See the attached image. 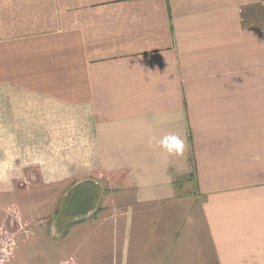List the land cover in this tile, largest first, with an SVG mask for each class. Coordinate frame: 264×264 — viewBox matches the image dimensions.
I'll use <instances>...</instances> for the list:
<instances>
[{
	"label": "crops",
	"instance_id": "crops-1",
	"mask_svg": "<svg viewBox=\"0 0 264 264\" xmlns=\"http://www.w3.org/2000/svg\"><path fill=\"white\" fill-rule=\"evenodd\" d=\"M261 5L0 0V188L103 174L157 205L188 177L205 264H264Z\"/></svg>",
	"mask_w": 264,
	"mask_h": 264
},
{
	"label": "rangeland",
	"instance_id": "rangeland-1",
	"mask_svg": "<svg viewBox=\"0 0 264 264\" xmlns=\"http://www.w3.org/2000/svg\"><path fill=\"white\" fill-rule=\"evenodd\" d=\"M245 15L246 22L253 18V25L264 27V5L248 9ZM81 179L54 185L20 183L7 191L0 188V264H103L108 258L104 251L112 244H117V251L116 256L111 251V258L118 259V264L212 261L201 226L202 199L188 177L179 179L174 200L138 205L126 196L130 191L112 178L91 175L83 180L95 185L92 212L78 220L67 219V199ZM141 241L151 246L142 247ZM94 245L104 250H92ZM180 254L183 263L178 260Z\"/></svg>",
	"mask_w": 264,
	"mask_h": 264
},
{
	"label": "water",
	"instance_id": "water-1",
	"mask_svg": "<svg viewBox=\"0 0 264 264\" xmlns=\"http://www.w3.org/2000/svg\"><path fill=\"white\" fill-rule=\"evenodd\" d=\"M73 187H76V189L67 200L64 215L65 217L78 220L92 212L96 199L94 193L95 185L88 183V180H81Z\"/></svg>",
	"mask_w": 264,
	"mask_h": 264
},
{
	"label": "flooded vegetation",
	"instance_id": "flooded-vegetation-1",
	"mask_svg": "<svg viewBox=\"0 0 264 264\" xmlns=\"http://www.w3.org/2000/svg\"><path fill=\"white\" fill-rule=\"evenodd\" d=\"M76 189V187H73L72 188V192H71V194L73 193V191ZM71 196V195H70ZM69 199V198H68ZM67 199V200H68ZM66 204H67V202H66ZM66 209V208H65ZM67 219H68V217H67ZM8 224L11 226V227H13L14 226V224H13V222L12 221H8ZM14 246H15V244H13ZM12 250V252H13V249H11ZM12 252L11 253H9L8 255L10 256L11 254H12ZM105 255L108 257L106 260H105V262L103 263V264H117V262H116V259L115 258H111L112 257V253H111V251L110 250H106V252H105Z\"/></svg>",
	"mask_w": 264,
	"mask_h": 264
},
{
	"label": "clouds",
	"instance_id": "clouds-1",
	"mask_svg": "<svg viewBox=\"0 0 264 264\" xmlns=\"http://www.w3.org/2000/svg\"><path fill=\"white\" fill-rule=\"evenodd\" d=\"M173 139L175 140V147L182 151L183 150V147H184V141L181 140L179 137H173Z\"/></svg>",
	"mask_w": 264,
	"mask_h": 264
},
{
	"label": "trees",
	"instance_id": "trees-1",
	"mask_svg": "<svg viewBox=\"0 0 264 264\" xmlns=\"http://www.w3.org/2000/svg\"><path fill=\"white\" fill-rule=\"evenodd\" d=\"M180 181H178V183H179ZM176 188H178V186H177V184H176V186H175Z\"/></svg>",
	"mask_w": 264,
	"mask_h": 264
}]
</instances>
